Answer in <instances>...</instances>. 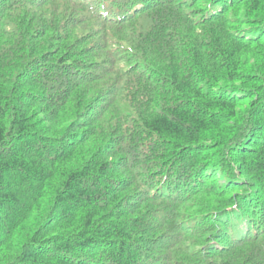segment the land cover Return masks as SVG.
<instances>
[{
  "label": "trees",
  "instance_id": "1",
  "mask_svg": "<svg viewBox=\"0 0 264 264\" xmlns=\"http://www.w3.org/2000/svg\"><path fill=\"white\" fill-rule=\"evenodd\" d=\"M0 264H264V0H0Z\"/></svg>",
  "mask_w": 264,
  "mask_h": 264
}]
</instances>
